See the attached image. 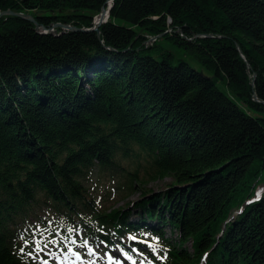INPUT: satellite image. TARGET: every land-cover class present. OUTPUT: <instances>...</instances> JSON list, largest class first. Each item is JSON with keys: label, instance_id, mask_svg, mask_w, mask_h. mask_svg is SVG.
I'll return each mask as SVG.
<instances>
[{"label": "trees", "instance_id": "1", "mask_svg": "<svg viewBox=\"0 0 264 264\" xmlns=\"http://www.w3.org/2000/svg\"><path fill=\"white\" fill-rule=\"evenodd\" d=\"M108 1L0 0L75 28L0 16V264H41L49 242L264 264V191L245 199L264 168V0H111L87 30ZM163 32L209 75L151 56L144 41ZM101 174L125 195L173 181L140 190L132 219L131 203L107 208L90 191Z\"/></svg>", "mask_w": 264, "mask_h": 264}, {"label": "rangeland", "instance_id": "2", "mask_svg": "<svg viewBox=\"0 0 264 264\" xmlns=\"http://www.w3.org/2000/svg\"><path fill=\"white\" fill-rule=\"evenodd\" d=\"M106 7L111 8V0L108 1ZM7 10H10V9H7ZM13 12L27 14L25 12H18V11H13ZM27 15H30V14H27ZM107 16L109 17V13ZM107 20L108 18H106V21ZM116 22L124 23L122 20H116ZM57 24H60V23H57ZM64 25H69V24H64ZM36 29H38L42 33H47V32L56 33V30L53 28H46L42 30L36 27ZM65 29L67 30L68 28H65ZM177 31L180 36H183V34L178 29ZM169 32H171V29L170 28L166 29V33H169ZM164 34L165 32L161 34H157L155 36H148L146 38L147 40L144 41L145 47H149L148 52L151 56L159 58L161 55V52L163 50H166L173 55L174 62L178 60H183L187 62L192 68H194V70L198 71V73L205 75V76L209 75V73H207V71L198 63V61L195 59L193 54L183 50L180 47H177L175 44L168 41L166 38H164L165 37ZM197 36L203 37L204 34H198ZM197 36L194 35V36L188 37V39L192 40L196 38ZM211 36H212L211 34L207 35V37H211ZM152 44H154L153 47H151ZM258 164L259 163H257V165ZM117 177L118 175H111V174H101L100 176L95 175L87 185L90 188L91 192L95 194H105L106 196L105 205L107 208L126 206L128 203H131V202L133 203L139 199L140 190L145 189V188H154V190H159V189L162 190L166 186V184H169L170 182L173 181L172 177L168 176L163 179H158L154 182H149L146 185H143L141 187H139V185L136 184L135 186L137 190L125 195V193L122 194L121 192L118 191V189H116L119 183V180L117 181L115 180ZM262 191H264V168L262 169L261 175L257 179V181L253 182L252 188L250 189V192H249L251 194L248 195L245 199H249V200L254 199L255 197H257L256 195L261 193ZM132 203L128 207L132 209L133 215H130V217L133 219L136 217V213L138 212V209L133 208L134 206ZM238 207H241V206H238ZM238 207L232 209L231 218L233 217V215L237 213ZM164 231H165L164 237L174 238L175 235L174 234L171 235L170 229L167 226L164 228ZM63 241H66V240H63ZM140 241L144 245H146V246H142L141 249L144 250L146 248V250H148V248H151L152 250L151 252L154 256H156V259L160 258V255L158 256V254L155 252V249L152 247V243H151L152 240L147 238V240L140 239ZM84 242H87V241H84ZM65 243L64 244L61 243V244L65 245ZM68 245L69 246L73 245V248L58 249V248L53 247L54 246L53 243L49 242L47 243V245H45L46 248L40 249L39 255H37L35 260L40 261L41 264H45V262L46 264H155L156 263V260L153 257L148 256L147 254L139 250L134 251L137 256L135 255V258H132L128 256L127 254H125L118 246L112 249L113 250V255H112L110 251L105 252L102 246H94V245L92 246L91 244H87V243L83 245L81 243L77 244L74 242Z\"/></svg>", "mask_w": 264, "mask_h": 264}, {"label": "water", "instance_id": "3", "mask_svg": "<svg viewBox=\"0 0 264 264\" xmlns=\"http://www.w3.org/2000/svg\"><path fill=\"white\" fill-rule=\"evenodd\" d=\"M109 9H110V7H102L101 8V11L97 14V15H99L100 16V20L98 21V22H95V20H94V23H95V26H93L92 28H90V29H87V30H98V26L101 24V23H103V22H105L106 21V18H108V13H109ZM3 14H9V15H15V16H19V17H21V18H23V19H26V20H28V21H30V22H33L35 25H36V27L37 28H39V29H42V30H44V29H46L45 28V26H43V25H39L37 22H36V20L31 16V15H27V14H23V13H15V12H13V11H10V10H6V11H1L0 12V16L1 15H3ZM96 15V16H97ZM96 16H94V18H96ZM55 26H53V27H58V26H61L62 28H63V30L62 31H65L66 29L65 28H68L69 30H74L75 28L73 27V26H71V25H64V24H57V23H55L54 24ZM52 27V28H53ZM53 29H55V28H53ZM67 29V30H68ZM46 32V31H45ZM254 78V77H253Z\"/></svg>", "mask_w": 264, "mask_h": 264}, {"label": "bare ground", "instance_id": "4", "mask_svg": "<svg viewBox=\"0 0 264 264\" xmlns=\"http://www.w3.org/2000/svg\"><path fill=\"white\" fill-rule=\"evenodd\" d=\"M95 22H98L100 20V16L97 15L96 18H94Z\"/></svg>", "mask_w": 264, "mask_h": 264}, {"label": "snow or ice", "instance_id": "5", "mask_svg": "<svg viewBox=\"0 0 264 264\" xmlns=\"http://www.w3.org/2000/svg\"><path fill=\"white\" fill-rule=\"evenodd\" d=\"M89 251H91V250H89ZM45 264H46V262H45Z\"/></svg>", "mask_w": 264, "mask_h": 264}, {"label": "built area", "instance_id": "6", "mask_svg": "<svg viewBox=\"0 0 264 264\" xmlns=\"http://www.w3.org/2000/svg\"><path fill=\"white\" fill-rule=\"evenodd\" d=\"M94 26H95V23H94Z\"/></svg>", "mask_w": 264, "mask_h": 264}]
</instances>
